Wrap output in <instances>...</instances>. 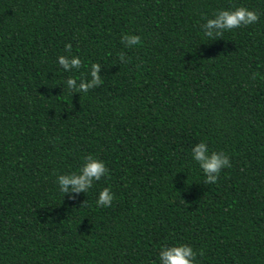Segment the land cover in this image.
<instances>
[{
    "label": "trees",
    "instance_id": "obj_1",
    "mask_svg": "<svg viewBox=\"0 0 264 264\" xmlns=\"http://www.w3.org/2000/svg\"><path fill=\"white\" fill-rule=\"evenodd\" d=\"M239 6L259 20L204 35ZM92 63L102 84L71 95ZM200 142L230 158L216 183ZM88 155L108 175L60 192ZM179 244L196 264H264V0H0V264H160Z\"/></svg>",
    "mask_w": 264,
    "mask_h": 264
},
{
    "label": "clouds",
    "instance_id": "obj_2",
    "mask_svg": "<svg viewBox=\"0 0 264 264\" xmlns=\"http://www.w3.org/2000/svg\"><path fill=\"white\" fill-rule=\"evenodd\" d=\"M202 18L205 20V23L201 25L204 35L215 40L218 37H222L225 31L255 24L259 20V14L246 7L239 6L231 10H218L213 14V18ZM121 42L125 47L131 48L141 44V38L138 35L125 34L122 36ZM71 47V44H66L65 50L71 52ZM57 60L65 71L82 67V61L78 56L62 55ZM119 60L121 63L128 62L124 53L119 54ZM100 68L101 65L99 63L91 64L90 79L81 78L77 82L75 77H69L66 80L69 93L71 95L73 92L87 93L89 90L99 87L103 82L99 74ZM257 75L254 73L252 78L255 79ZM192 156L205 175V184L216 183L221 170L232 167L228 155L223 151H212L210 153L204 142H200L193 147ZM108 172L109 169L103 161L88 155L84 157V164L78 172L59 175L56 182L59 185L60 192L63 194L87 193L93 187V182L100 181L108 175ZM114 198L110 187H104L99 192L96 203L100 207H110ZM82 204H86V200ZM158 255L160 264H196V256H203L204 251L201 249L197 252L187 244H179L162 247ZM152 264H155V261Z\"/></svg>",
    "mask_w": 264,
    "mask_h": 264
}]
</instances>
